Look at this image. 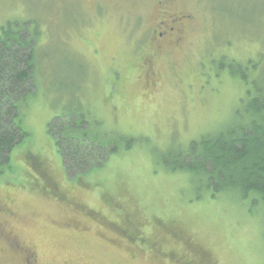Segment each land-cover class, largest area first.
I'll return each mask as SVG.
<instances>
[{
    "label": "rangeland",
    "instance_id": "obj_1",
    "mask_svg": "<svg viewBox=\"0 0 264 264\" xmlns=\"http://www.w3.org/2000/svg\"><path fill=\"white\" fill-rule=\"evenodd\" d=\"M158 1L98 13L95 0H0V32L38 33L35 89L19 103L29 137L0 189L43 264H264V210L234 192L213 198L165 157L244 123L248 96L264 97V0H186V41L149 85L141 54ZM81 113L140 143L70 179L49 126Z\"/></svg>",
    "mask_w": 264,
    "mask_h": 264
},
{
    "label": "trees",
    "instance_id": "obj_2",
    "mask_svg": "<svg viewBox=\"0 0 264 264\" xmlns=\"http://www.w3.org/2000/svg\"><path fill=\"white\" fill-rule=\"evenodd\" d=\"M29 29V25L16 22L0 32V177L12 168L14 149L29 137L19 109V103L35 89L38 33L33 35ZM248 98L247 123L203 135L182 154L167 153L165 157L170 160V172L191 173L213 198L234 192L264 210V97ZM75 116L57 118L49 126L70 179L103 168L112 157L140 143L106 131L100 120H91L83 113ZM239 119H243L241 115ZM122 232L133 238L136 235L129 227H123Z\"/></svg>",
    "mask_w": 264,
    "mask_h": 264
},
{
    "label": "flooded vegetation",
    "instance_id": "obj_3",
    "mask_svg": "<svg viewBox=\"0 0 264 264\" xmlns=\"http://www.w3.org/2000/svg\"><path fill=\"white\" fill-rule=\"evenodd\" d=\"M184 2L186 0L157 2L154 24L152 22L149 31L151 41L141 54L143 80L149 85H156L159 76L156 64L165 61L169 65L172 62L171 52L179 49L186 41V35L195 18L184 8ZM121 6L122 0H95L94 3V9L98 13L104 9L111 7L118 9ZM82 15L75 16L81 21L80 18L85 16ZM5 193L0 189V264H43L37 248L16 234L14 225H17L21 217L17 211L12 210L16 204L14 197Z\"/></svg>",
    "mask_w": 264,
    "mask_h": 264
}]
</instances>
